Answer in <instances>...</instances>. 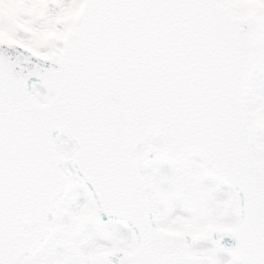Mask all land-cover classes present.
<instances>
[{"label":"snow or ice","instance_id":"6c2138e0","mask_svg":"<svg viewBox=\"0 0 264 264\" xmlns=\"http://www.w3.org/2000/svg\"><path fill=\"white\" fill-rule=\"evenodd\" d=\"M0 264H264V0H0Z\"/></svg>","mask_w":264,"mask_h":264}]
</instances>
